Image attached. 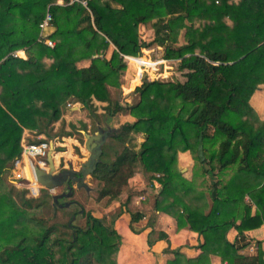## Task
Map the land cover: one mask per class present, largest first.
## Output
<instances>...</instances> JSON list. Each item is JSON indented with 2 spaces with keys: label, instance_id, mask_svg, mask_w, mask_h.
<instances>
[{
  "label": "trees",
  "instance_id": "16d2710c",
  "mask_svg": "<svg viewBox=\"0 0 264 264\" xmlns=\"http://www.w3.org/2000/svg\"><path fill=\"white\" fill-rule=\"evenodd\" d=\"M63 2L0 0V264H120L122 236L115 221L122 207L108 223L86 212V226L71 223L69 235L45 217L50 194L42 199L27 196L26 190L14 195L1 186L21 155L25 129L47 133L68 101L94 110L92 97L108 102L109 116L130 112L136 117L103 147L93 174L98 200L119 198L140 168L148 179L147 198L155 194V180L164 185L155 194L154 212L170 214L178 228L188 226L204 236L199 256L187 259L176 250L168 264H208L213 254L225 264H264L263 248L255 255L242 254L239 250L249 241L243 236L240 245L226 238L240 220L249 229L264 223V120L250 103L264 84V0ZM48 10L53 30L38 40ZM199 17L203 27L196 38L193 20ZM149 20H155L152 42L139 32ZM183 27L187 43L176 45ZM46 38L55 45L46 44ZM153 43L165 47L166 59L178 60L183 79L145 78L136 88L139 101L124 106L111 97L106 81L113 71L127 68L121 53L139 56ZM112 44L116 49L107 59ZM24 47L26 57L11 55ZM82 58H90V65L78 67ZM138 133L144 140L136 148L131 142ZM201 134L206 161L196 159L213 180L209 194L196 182L197 169L189 180L178 167L180 151L197 154ZM224 176L229 178L223 183L216 179ZM164 191L174 198L169 205L162 204ZM213 200H225L221 223L206 222ZM130 213L131 228L138 232L135 223L144 213ZM154 219L155 214L148 222L152 227ZM167 237L152 228L148 244Z\"/></svg>",
  "mask_w": 264,
  "mask_h": 264
},
{
  "label": "crops",
  "instance_id": "0c3cea01",
  "mask_svg": "<svg viewBox=\"0 0 264 264\" xmlns=\"http://www.w3.org/2000/svg\"><path fill=\"white\" fill-rule=\"evenodd\" d=\"M59 4H63V0H58ZM53 28L49 29L47 33L52 32ZM159 45V44H157ZM163 46V45H159ZM27 49V47H24ZM116 49V46L113 44L109 47L107 52L108 58H110L112 52ZM144 51L148 52L146 48H142ZM144 56H149L153 59L152 55L146 53H142ZM155 56V54L153 55ZM157 59V58H154ZM166 61H174L177 59H166ZM178 61V60H177ZM175 62V61H174ZM90 59H83L78 62L79 67H85L90 65ZM166 65V63H165ZM129 68L126 70L124 74V78L127 83L123 84L124 89H129L132 91L136 90L137 87L142 85V80L139 75H136V69L132 65H128ZM132 66V67H131ZM168 67V65H167ZM169 67H171L169 65ZM167 70L162 73H166ZM165 76V74H164ZM123 80V79H122ZM264 84H261L259 89L255 91V93L251 96L250 103L259 115V117L264 120ZM108 105V102H107ZM104 106L106 113V106ZM72 109H77V107H73ZM96 110V109H95ZM123 113V112H122ZM128 114L127 112H124ZM129 117H127L128 119ZM131 120V121H129ZM127 122H133L134 119H129ZM86 125V124H84ZM60 138V137H59ZM62 145L58 146L56 149V158L57 164H63L64 166L69 165V161L71 159H67L66 153H70L73 157V144H75V140L73 144L68 145L66 142L68 140L67 137L61 136ZM78 142V141H76ZM79 144V143H77ZM179 167L183 176L187 179L193 178V168L194 161L192 157L191 151H180L179 152ZM156 188L155 194L160 195L162 190L164 189V185L155 180ZM148 185V179L141 173L136 172L135 175L129 180L128 187L130 188L129 193H123L121 198H117L113 200L107 211L112 210L113 208H123L121 215L115 221V228L122 236V242L118 252V261L120 264H168L169 260L175 258L174 251L178 250L181 254H183L187 259H194L201 253V243L204 240V236L199 232L191 230L188 226H184L182 228H178L175 217L167 214L162 211L154 212V202H155V194L151 196V198H147L144 201L139 200V196L141 195V189L146 188ZM140 192V194L138 192ZM162 200L165 199V204L169 205L172 202V195H170L167 191H164ZM149 199V200H148ZM218 200H213L211 203V208L207 211L208 219L207 223H221L223 221V215L220 213L221 205H218ZM216 204V205H215ZM225 206V205H224ZM220 207V208H219ZM219 208V209H218ZM255 207L253 208V212L255 211ZM142 211L144 213V218L135 223V226L138 228V232H135L131 228V211ZM224 210V209H223ZM155 214L154 225L153 227L148 224L152 215ZM154 228L156 231H162L168 235L167 238L158 239L156 242L149 246L148 237L149 233ZM243 236L249 241V245L241 248L239 250L240 253L246 255H255L258 253L259 248L264 249V223L253 229L246 228L242 221H239L238 228H232L227 233V240L230 242H234L238 240V243L241 245L244 243L242 239ZM260 242V243H259ZM252 245H257L258 249L251 250ZM166 249H170L167 251ZM222 258L219 255H211L210 262L208 264H225ZM205 264V263H204ZM207 264V263H206Z\"/></svg>",
  "mask_w": 264,
  "mask_h": 264
},
{
  "label": "rangeland",
  "instance_id": "374dc122",
  "mask_svg": "<svg viewBox=\"0 0 264 264\" xmlns=\"http://www.w3.org/2000/svg\"><path fill=\"white\" fill-rule=\"evenodd\" d=\"M85 1H87V0H85ZM154 21L155 20H149L147 23H145L144 25H142L140 27L139 32L141 35V39H144L147 42L153 41V39L155 37V31H154V27H153ZM202 27H203V18L199 17V18L193 20V36L194 37L199 38L200 30L202 29ZM186 31H187V29L185 27L180 29L179 34L177 35L178 41L175 42L176 45L187 43ZM145 48H146V50H148V52H146L142 49V53L152 55L153 59L157 58L154 60H160V59L165 58V52L166 51H165L164 46H159L156 43H153L152 45L145 47ZM108 50H107V52H108ZM107 52L105 53V57L107 59H110L112 57L113 52H112L110 58L107 57L108 56ZM154 54H155V56H153ZM84 59H90V58H84ZM82 60H83V58H82ZM79 61H77V64ZM174 61H170V62L164 61V62H162L163 64L162 63L158 64L160 67V70H162V72L167 70L166 73L164 72L162 74H159V80L167 82V81H176L178 79L179 80L183 79L181 72L178 71V69H177L178 61L177 60H174ZM165 63H166V65H165ZM128 65L129 64L127 63V68L123 72L113 71L106 81V88H107L108 92L110 93L111 97L113 99L119 101L124 106H126L128 104L130 105L132 103L139 101V99L141 97V95L138 91H136L134 89L132 91H129V89L123 88L124 82H125V84L127 83L126 79L123 76H124L126 70L129 68ZM167 65H168V67H167ZM169 65L171 67H169ZM132 66L135 67L136 75L138 76V71H139L138 66L136 64L135 65L132 64ZM164 74H165V76H164ZM141 80L143 81V79H141ZM263 100H264V96H263ZM69 103L72 104L73 106H69ZM92 104L94 105V108L96 110L95 109L94 110L87 109L84 106V104L82 102H79V101H68L63 106L64 110H63L62 117L58 121H56L53 124H50V126L47 127V133H40L38 130L25 129L23 136H25L26 140H29V141H39L40 139H43V138L54 139L58 136L60 138H61V136H65L68 138V140L66 142L68 143L69 146H70V144H73V142L75 140V144H73V148H74L73 157H70L71 151H70V153L68 152L65 155H66L67 159L68 158L71 159L69 161V165L78 169L80 167L79 166L80 163L82 161H85L87 158V155L89 154L85 148V140H86L85 134L86 133L94 132L96 130L98 124L105 126L106 123H109L113 127L118 128V127L122 126L124 123H126L131 118L134 119L133 122L136 120V117L134 115H132L130 112H127L128 114H125L124 112L123 113L119 112L113 116L106 115L104 106L107 105V101L99 100L95 97H92ZM73 107H77V109H72ZM127 117H129V118L127 119ZM129 121H131V120H129ZM84 124L87 125L86 128L84 127ZM143 140H144V137H143L142 133H138V134H135V136L133 137L131 144L135 145L136 148H139V145ZM76 141H78V142H76ZM77 143H79V144H77ZM189 151H191V150H189ZM191 153H192V157H193V161H194L193 171L195 169H197L199 171V175L196 177V182L199 185H201V187L204 190L208 191V194H209V191L211 190V187H212L211 185H212L213 180L211 179L210 176L205 175L203 173V170L201 169V166L199 165V162L196 159V155H198V154L193 153L192 151H191ZM58 157H56V158H58ZM178 167H180L179 166V157H178ZM137 172H141L143 174V172L141 171L140 168L137 170ZM193 176H194V174H193ZM227 178H229V177L228 176L216 177V179L221 181V183L225 182L227 180ZM2 179H3V184L1 185L2 188H8L10 191L13 192L14 195H17L18 193H21L23 190H26L27 191L26 195L32 197V195L30 194V190L29 189H22L21 187H19L17 185L16 180H14L11 177L9 172H6ZM88 181L90 182V185L93 188L90 192H87L85 189H80L78 191H75V195L73 198L80 201L82 208L84 209V215H78V216H76V218L74 220L72 219V217H73V214L79 210L78 206L73 205L67 209L66 208L61 209V208L55 207V206L53 207L51 204V199L47 198L49 201V204L51 205L50 206L51 209H47L45 217L49 219L50 223H53V222L58 223L62 228V232H64V233H67L69 235L72 233L73 228L69 227V225L71 223L73 225H77L79 227H81V226L85 227L86 226V216L85 215H86V212H88V211H91L94 216L103 218L105 220V222L108 223V221L112 220V218L120 210L119 208H113L112 210L107 211V208H108L110 202H108V199H106V198H104L102 200H98L97 199V189H98L97 182L91 176H89ZM129 189L130 188L126 185L124 187L121 195H123L124 192L129 193V191H130ZM144 190L145 189L142 188L140 192H141V194L146 195ZM140 192H138V193L140 194ZM44 194H45V192L40 190V193L38 196H36V198L42 199L44 197ZM121 195H120V198H121ZM161 198H163V197H161ZM164 201H165V199L162 200V204H165ZM172 201H174V198L172 199ZM218 201L219 202L218 203L216 202V203L218 205H221V208L220 207L219 208H220V213L223 215L225 200H218ZM212 202L213 201H211V203ZM211 203H210L209 209L212 206ZM241 221L245 225L246 228H249L247 226L246 221H244V220H241ZM65 263L66 262H64V264Z\"/></svg>",
  "mask_w": 264,
  "mask_h": 264
},
{
  "label": "water",
  "instance_id": "95a60500",
  "mask_svg": "<svg viewBox=\"0 0 264 264\" xmlns=\"http://www.w3.org/2000/svg\"><path fill=\"white\" fill-rule=\"evenodd\" d=\"M141 74L139 77L143 80L144 78H146L147 80H159V75L156 72V77H154L153 79L147 78L146 74L141 77ZM120 127H113L109 123H106L105 126L98 124L94 132L86 133L85 148L89 154L87 155L86 160L80 163V167L78 169L70 165L64 166L61 163L57 164L55 156L57 148H50L49 153L46 157L47 166L44 168L36 166L35 175L37 181L40 184V190L50 194L49 198L51 199V204L53 207L55 206L61 209H67L75 205L79 207V210L77 211L78 213L75 212L73 214L72 219L74 220L78 215H83L84 209L82 208L80 201L73 198L75 195V191L85 189L87 192H90L93 189L90 185V182L88 181L89 176L93 177L98 164L101 162L104 145L109 141L114 132L117 131ZM56 138H59V136ZM202 140L203 135L201 134L197 154L200 161L205 162L206 155ZM205 165L207 168L209 167L208 163H205Z\"/></svg>",
  "mask_w": 264,
  "mask_h": 264
},
{
  "label": "built area",
  "instance_id": "2783aa9c",
  "mask_svg": "<svg viewBox=\"0 0 264 264\" xmlns=\"http://www.w3.org/2000/svg\"><path fill=\"white\" fill-rule=\"evenodd\" d=\"M75 1H81L83 4H87L85 0H70V3ZM53 15L50 10L47 11L45 18L40 24V35L38 40L44 39V36L47 35V31L53 27ZM46 44L49 46H54L55 42L49 38L45 39ZM11 55L14 57H26L27 50L26 48L16 49L11 52ZM148 55V54H146ZM121 57H123L129 65L136 64L138 69L141 71V77L145 74L147 78L153 79L155 76V72L159 75L162 74V70H160L159 63L166 61L165 59L154 60L149 56L139 55H126L121 53ZM163 64V63H162ZM69 106H73L69 103ZM62 139H47L43 138L39 141H29L26 140V137L23 136L21 140L22 152L19 157H17L14 161V164L9 170L11 177L16 180L17 185L22 189H29L32 197L39 195L40 193V184L37 181L35 175V167H46L47 160L46 157L49 153L51 147H58L62 145ZM146 196L141 194L139 196L140 201H144ZM258 249L257 245H252L251 250Z\"/></svg>",
  "mask_w": 264,
  "mask_h": 264
}]
</instances>
